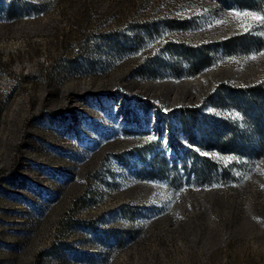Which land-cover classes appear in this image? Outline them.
<instances>
[{
  "label": "rangeland",
  "instance_id": "374dc122",
  "mask_svg": "<svg viewBox=\"0 0 264 264\" xmlns=\"http://www.w3.org/2000/svg\"><path fill=\"white\" fill-rule=\"evenodd\" d=\"M10 1L0 264H264V94L244 89L264 79V23L233 13L264 15L235 0Z\"/></svg>",
  "mask_w": 264,
  "mask_h": 264
},
{
  "label": "trees",
  "instance_id": "16d2710c",
  "mask_svg": "<svg viewBox=\"0 0 264 264\" xmlns=\"http://www.w3.org/2000/svg\"><path fill=\"white\" fill-rule=\"evenodd\" d=\"M47 0H43V2L41 3L42 5H45V3L49 2ZM236 3L240 6V7H247L250 8L262 15H264V0H235ZM22 6V8H28V9H34L39 7L40 5L35 4L33 5L32 3H23L22 0H12L10 1V3L8 4L7 7V14H12L15 13L18 8ZM264 83V79L261 80L260 82L256 83L255 85H252L248 88H244L246 91H248V94H251V96H254L255 98H262L263 96V90L264 88L262 87V84ZM235 91H242V89H234ZM264 100V99H263ZM188 111H185L186 109H184L183 113L185 114V112L188 113V115L193 114L192 109H188L187 107H185ZM218 132V133H215ZM223 132V131H222ZM220 131H214V145H216L219 149H225L227 147L230 146L231 144V138H229L230 136L226 133H222ZM205 162V160H204Z\"/></svg>",
  "mask_w": 264,
  "mask_h": 264
},
{
  "label": "snow or ice",
  "instance_id": "6c2138e0",
  "mask_svg": "<svg viewBox=\"0 0 264 264\" xmlns=\"http://www.w3.org/2000/svg\"><path fill=\"white\" fill-rule=\"evenodd\" d=\"M234 16H236L237 18H240V17H244V18H248V17H251L252 20L256 21V22H259V23H264V16H259L257 15L256 13H252V12H234L233 13ZM244 27V30L247 31L249 30V28L251 27L250 24L248 25H243ZM253 59L255 57H252ZM238 116V114H237Z\"/></svg>",
  "mask_w": 264,
  "mask_h": 264
}]
</instances>
